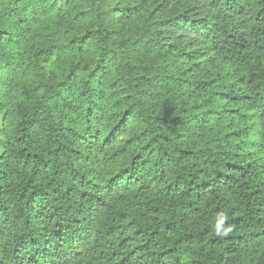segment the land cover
<instances>
[{"label": "trees", "instance_id": "obj_1", "mask_svg": "<svg viewBox=\"0 0 264 264\" xmlns=\"http://www.w3.org/2000/svg\"><path fill=\"white\" fill-rule=\"evenodd\" d=\"M0 116V264H264V0H0Z\"/></svg>", "mask_w": 264, "mask_h": 264}, {"label": "rangeland", "instance_id": "obj_2", "mask_svg": "<svg viewBox=\"0 0 264 264\" xmlns=\"http://www.w3.org/2000/svg\"><path fill=\"white\" fill-rule=\"evenodd\" d=\"M0 138H3L2 131H1V116H0Z\"/></svg>", "mask_w": 264, "mask_h": 264}, {"label": "clouds", "instance_id": "obj_3", "mask_svg": "<svg viewBox=\"0 0 264 264\" xmlns=\"http://www.w3.org/2000/svg\"><path fill=\"white\" fill-rule=\"evenodd\" d=\"M226 218V217H225ZM218 228H219V226H218Z\"/></svg>", "mask_w": 264, "mask_h": 264}]
</instances>
